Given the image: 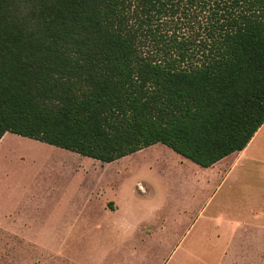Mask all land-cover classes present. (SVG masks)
<instances>
[{
    "label": "trees",
    "instance_id": "trees-1",
    "mask_svg": "<svg viewBox=\"0 0 264 264\" xmlns=\"http://www.w3.org/2000/svg\"><path fill=\"white\" fill-rule=\"evenodd\" d=\"M263 123L264 0H0V140L210 167Z\"/></svg>",
    "mask_w": 264,
    "mask_h": 264
},
{
    "label": "rangeland",
    "instance_id": "rangeland-1",
    "mask_svg": "<svg viewBox=\"0 0 264 264\" xmlns=\"http://www.w3.org/2000/svg\"><path fill=\"white\" fill-rule=\"evenodd\" d=\"M199 172L162 143L102 163L8 132L0 141V264H264V236L227 243L231 228L223 237L200 216Z\"/></svg>",
    "mask_w": 264,
    "mask_h": 264
},
{
    "label": "crops",
    "instance_id": "crops-1",
    "mask_svg": "<svg viewBox=\"0 0 264 264\" xmlns=\"http://www.w3.org/2000/svg\"><path fill=\"white\" fill-rule=\"evenodd\" d=\"M199 167L200 172L195 175L203 198L200 216L207 214L215 221L223 237L226 228H231L233 233L227 237V243L235 241L246 245L263 241L264 123L243 150L229 154L210 167ZM251 229H260L256 231L259 234L252 238L249 233ZM217 237L221 238V235ZM239 249L246 252L241 247ZM259 258H264V254H260ZM246 259L243 257L239 260L242 264H248ZM230 261L229 264H237L234 259Z\"/></svg>",
    "mask_w": 264,
    "mask_h": 264
}]
</instances>
